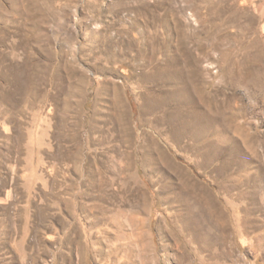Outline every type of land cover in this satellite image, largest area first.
<instances>
[{
	"label": "rangeland",
	"instance_id": "1",
	"mask_svg": "<svg viewBox=\"0 0 264 264\" xmlns=\"http://www.w3.org/2000/svg\"><path fill=\"white\" fill-rule=\"evenodd\" d=\"M0 264H264V0H0Z\"/></svg>",
	"mask_w": 264,
	"mask_h": 264
}]
</instances>
